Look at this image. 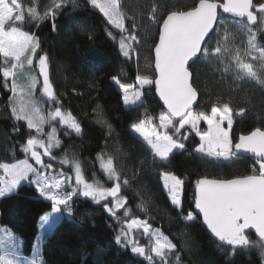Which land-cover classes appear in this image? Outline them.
I'll use <instances>...</instances> for the list:
<instances>
[{
	"label": "snow or ice",
	"instance_id": "snow-or-ice-1",
	"mask_svg": "<svg viewBox=\"0 0 264 264\" xmlns=\"http://www.w3.org/2000/svg\"><path fill=\"white\" fill-rule=\"evenodd\" d=\"M87 3L114 28L128 33L121 36L119 49L125 58H131L130 41H136L137 37L125 28L120 0H87ZM76 6L75 0H52L41 12L34 0H0V57L3 58L0 87L10 93L9 106L14 119L23 121L29 130L20 144L25 158L0 163L4 173L0 177V198L15 194L25 182L34 185L39 196L51 205V211L39 217L41 236L31 256L22 253V241L9 227H0V264H45L40 241L62 221L75 222L78 200L102 204L117 226L114 243L118 247L143 258L147 264H171L170 256L176 245L146 221L128 219L131 210L122 187L128 188L130 183L122 180L113 157L98 156L111 186H105L94 176L89 182L79 157L71 151V143L66 147L58 136L61 130L58 126H62L63 137L82 136L81 123L71 112L63 110L49 80V57L41 54L43 49L36 33L27 29L47 21L55 31L56 20L63 10ZM149 19L159 25L158 42L154 45V72L136 75L135 83L111 77L121 90L125 106L142 107L144 95L153 90L162 102L158 113H150L145 108L138 114L130 124V131L139 136L153 163L160 165L169 163L176 152L187 153L186 144L193 134L199 138L193 153L214 162H228L239 153H251L255 157L251 174L234 178L203 176L195 180L194 207L187 210L186 219L192 222L202 216L203 224L221 242L219 247L225 256L230 258L237 250L255 249L264 264V127L233 137L235 117H244L247 109L239 108L234 116L228 102L212 104L209 110L200 108V91L194 86L190 71L197 61L215 59L224 63L227 56L225 73L235 68L237 79H251L264 85V78L256 70L257 66L264 67V43L257 39L258 32L264 33V0H193L190 8L170 10L162 18H158V6H154ZM135 27L133 21L132 28ZM34 57L43 78L42 92L51 104L43 112L31 103L40 83L31 74ZM25 71H28L26 79ZM94 111L95 122L106 124L111 136L113 129L104 118L102 108L98 105ZM202 122L206 128H201ZM14 131L18 132L19 128L14 126ZM57 150L61 153L59 157ZM159 178L170 204L183 211L186 180L170 170L160 171ZM141 229L150 241L148 246L133 234ZM250 230H254L257 239H252ZM175 259L180 264L179 254Z\"/></svg>",
	"mask_w": 264,
	"mask_h": 264
},
{
	"label": "trees",
	"instance_id": "trees-1",
	"mask_svg": "<svg viewBox=\"0 0 264 264\" xmlns=\"http://www.w3.org/2000/svg\"><path fill=\"white\" fill-rule=\"evenodd\" d=\"M34 2L43 12L52 0ZM127 3L120 0L121 9L127 13L126 28L137 37L136 41H132L136 56L131 54V58L122 55L115 32L96 19L87 0H75V8L64 9L56 20L55 31L47 21L27 29L36 33L43 49L41 54L46 53L49 57L50 82L63 110L71 112L81 123L82 136L63 137L62 127L59 126L61 130L58 136L66 147L71 143V151L79 157L86 176L90 178L89 182L94 176L105 186H111L98 156L103 154L104 159L113 157V164L122 180L127 179L130 183V187H122L131 210L128 219L146 221L176 245L170 256L171 264H176L177 254L180 264H261L255 249L237 250L230 258L225 256L219 247L221 242L210 233L199 216L192 222L186 219L187 210L194 207L192 199L196 179L203 176L234 178L251 174L255 159L238 155L232 161L214 162L193 153L199 143L193 134L186 144L187 153L176 152L170 162L164 165L153 163L152 155L143 146L139 136L130 131V124L145 108L150 113H158L161 104L153 90L144 95L142 107L139 104L125 106L121 90L111 79L116 76L121 82L135 83L136 75L154 72L152 50L158 39L159 25L150 21L151 9L158 6V18H162L170 10L190 8L193 0H127ZM133 21L137 25L135 28H132ZM259 38L264 43V33ZM2 62L3 58L0 57V64ZM195 66L196 63L190 71L193 73L194 86L200 91V108L205 102L208 104L205 110L217 102H228L233 108H246L244 117H235L233 137L247 134L255 127H264L263 93L249 87L235 89L230 83L227 85L221 81L213 71ZM9 95L0 87V163H14L25 158V154L20 151V144L29 131L23 121H16L12 116ZM41 101L44 111L51 107L47 98L43 97ZM98 105L112 126L111 136L108 135L106 124L95 122L94 110ZM14 126L19 128L18 132L14 131ZM60 155L57 150V156ZM162 170H170L172 174L186 180L182 192L183 211L170 204L159 178ZM76 207L78 212L75 222H66L58 232L47 234L41 241V258L45 264H147L143 258L134 256L114 243L117 226L110 217L112 236L101 241L89 239L82 233V230H87L90 236L97 229L102 204L96 205L89 200ZM50 210V202L39 196L34 185L22 183L15 194L0 198V227L7 226L19 236L22 253L30 256L36 237L41 234L39 217ZM250 235L252 239H257L255 232L250 231ZM139 240L141 244L148 245L145 237Z\"/></svg>",
	"mask_w": 264,
	"mask_h": 264
},
{
	"label": "rangeland",
	"instance_id": "rangeland-1",
	"mask_svg": "<svg viewBox=\"0 0 264 264\" xmlns=\"http://www.w3.org/2000/svg\"><path fill=\"white\" fill-rule=\"evenodd\" d=\"M125 2L127 3V0H125ZM127 5H128V3H127ZM121 10H122V13H123V15L125 17V14H127V13L123 9H121ZM91 13L96 17V19L102 25L107 26V27H111L113 29V31L115 32L116 38L119 41H120L122 35H127V33H121L120 30L114 28L111 24H109L107 22L106 18H104L102 16V14H100L98 12V10L93 9L91 7ZM229 20L231 22V18L230 17H229ZM124 24H125V28H126V18L124 20ZM261 34H263V33L258 32V34H257V39H258V41L260 43H262L260 41V38H259ZM243 39L245 41L247 40V35L246 34L243 35ZM130 43H132V45H133V42L132 41H130ZM131 54L133 56H136V51H135L134 45H133V48L131 50ZM228 59L229 58L226 56L225 57V60H224V63H220L219 61H217L215 59H213L211 61H197L195 67H205V68L213 71V73H216L221 78V81L223 80V82L225 84H227V85H229L228 83H230V86L231 87L232 86L235 87V89H237L239 87H246V88L249 87V88H254L255 90H259L261 93L264 94V85H261L258 82L254 81V80H251V79H237L236 78V70H235V68H233L229 72L225 73L223 71V69H224L225 65L228 63ZM33 60H34V63H33V66H32L31 74L38 77V75H37V68H38V66H37V63H38L37 62V58L34 57ZM27 68H28V66H27V63L25 61V69H27ZM256 70L258 71V73H260L261 77L264 78V67L257 66V69ZM27 76H28V71H25L24 72L25 79L27 78ZM38 79H39V77H38ZM39 81H40V79H39ZM43 97H45V96H44V94L42 92V85H41V82H40V83H38L37 89H36L33 97L31 98V103L35 104L36 107H38L39 109L42 110V112L44 111V109L42 108V105H41V102H42L41 100L43 99ZM201 107H202V109H205L206 107H208V104L205 102V103L202 104ZM233 109H234V114H235V111H238L239 110V108H233ZM59 127H62V126H59ZM206 127H207L206 124H204L202 122L201 123V128L203 129V128H206ZM45 128H46V130H50V129H48V125H45ZM197 139L199 140L198 137H197ZM45 159H47V158H45ZM100 164H101V161H100ZM64 167H65V169H67V165H65ZM2 176H4L3 171L1 172L0 177H2ZM22 183H25V182H22ZM83 203H85V201L78 200L77 203H76V205L77 204H83ZM50 211H48V212H50ZM99 219H100L99 220L100 222L98 224V227H97V229L94 231V233L92 235L89 236L88 233H87V230H82V233L87 238L92 239V240H101V241H103V240L106 239V237L113 235L112 229H111L110 223H109L110 222L109 221V216L107 214H105V212L103 210V207L101 208V214H100V218ZM66 222H69V221H62L59 225L55 226V228L53 229V231L51 233H48V234H55L56 232H58L59 229H61L62 226H64V224ZM152 229H154V228H152ZM133 234L136 237H138V238L145 237L147 239V241H148L147 242L148 245L150 244V241H149L148 237H146L143 234L142 229L134 232ZM40 236H41V234H38L37 235L34 245L36 244V242L40 238ZM41 241H40V245H41Z\"/></svg>",
	"mask_w": 264,
	"mask_h": 264
},
{
	"label": "water",
	"instance_id": "water-1",
	"mask_svg": "<svg viewBox=\"0 0 264 264\" xmlns=\"http://www.w3.org/2000/svg\"><path fill=\"white\" fill-rule=\"evenodd\" d=\"M226 16H228V14H225ZM157 42H158V39H157ZM156 42V43H157ZM152 54H153V71H154V47H153V50H152ZM48 71H49V69H48ZM37 75H38V77H39V79H40V82H41V85H42V82H43V78H42V76H40L39 75V68H37ZM49 80H50V76H49ZM156 96V95H155ZM156 98H157V100L159 101V98H158V96H156ZM159 103L161 104L162 102L161 101H159ZM236 118H240V117H236ZM238 155H241V156H245V157H251V158H253V159H255V157L251 154V153H239ZM104 210V209H103ZM105 212V211H104ZM105 214H107L106 212H105ZM108 215V214H107ZM109 216V215H108ZM200 218H201V220H202V216H199ZM206 226V225H205ZM250 231H253L254 232V230H250Z\"/></svg>",
	"mask_w": 264,
	"mask_h": 264
},
{
	"label": "crops",
	"instance_id": "crops-1",
	"mask_svg": "<svg viewBox=\"0 0 264 264\" xmlns=\"http://www.w3.org/2000/svg\"><path fill=\"white\" fill-rule=\"evenodd\" d=\"M138 136V135H137Z\"/></svg>",
	"mask_w": 264,
	"mask_h": 264
}]
</instances>
